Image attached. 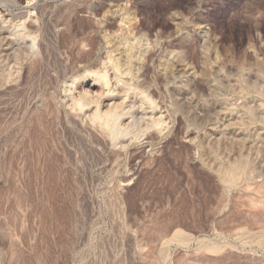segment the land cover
<instances>
[{"label": "rangeland", "instance_id": "1", "mask_svg": "<svg viewBox=\"0 0 264 264\" xmlns=\"http://www.w3.org/2000/svg\"><path fill=\"white\" fill-rule=\"evenodd\" d=\"M26 2L0 0L45 39L0 59V264H264V0ZM113 39L171 120L121 153L60 103Z\"/></svg>", "mask_w": 264, "mask_h": 264}, {"label": "bare ground", "instance_id": "2", "mask_svg": "<svg viewBox=\"0 0 264 264\" xmlns=\"http://www.w3.org/2000/svg\"><path fill=\"white\" fill-rule=\"evenodd\" d=\"M33 2L35 0H27L26 3L29 7ZM119 12L115 11L116 16ZM32 15L31 11L27 14L29 18ZM41 40L45 39L38 32L27 30L21 18L15 22L0 11V59L5 64L13 63L14 72L21 74L22 67L19 70L16 65L22 66L27 55L43 59L45 52ZM117 43L114 39L107 43L104 57L98 60V70H83L79 78L64 85L60 103L75 126L89 130L90 137L109 145L111 152L121 153L136 141L141 142L148 137L153 130L160 136L164 135L171 120L158 108L155 100L144 89L141 90L140 68L136 72L128 69L132 61L139 65L133 53ZM81 45L87 46L86 42ZM46 104H42L43 107Z\"/></svg>", "mask_w": 264, "mask_h": 264}]
</instances>
